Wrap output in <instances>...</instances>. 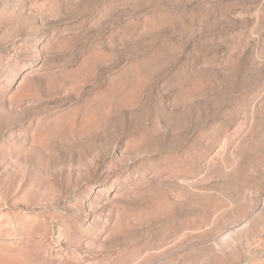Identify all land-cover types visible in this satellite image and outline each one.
<instances>
[{
    "label": "rangeland",
    "instance_id": "374dc122",
    "mask_svg": "<svg viewBox=\"0 0 264 264\" xmlns=\"http://www.w3.org/2000/svg\"><path fill=\"white\" fill-rule=\"evenodd\" d=\"M0 264H264V0H0Z\"/></svg>",
    "mask_w": 264,
    "mask_h": 264
}]
</instances>
